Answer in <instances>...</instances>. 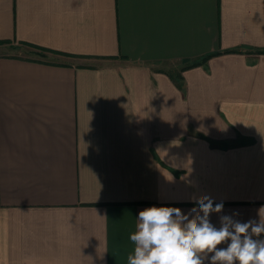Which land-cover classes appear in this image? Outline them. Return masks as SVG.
Masks as SVG:
<instances>
[{
    "label": "crops",
    "instance_id": "crops-1",
    "mask_svg": "<svg viewBox=\"0 0 264 264\" xmlns=\"http://www.w3.org/2000/svg\"><path fill=\"white\" fill-rule=\"evenodd\" d=\"M202 196L264 208V0H0V264H127Z\"/></svg>",
    "mask_w": 264,
    "mask_h": 264
},
{
    "label": "clouds",
    "instance_id": "clouds-1",
    "mask_svg": "<svg viewBox=\"0 0 264 264\" xmlns=\"http://www.w3.org/2000/svg\"><path fill=\"white\" fill-rule=\"evenodd\" d=\"M222 210L223 204L214 206L208 196L196 199L187 214L176 207L141 210L130 235L134 247L127 264H264V239L259 238L264 234V208L258 222L221 215L217 228L210 215ZM223 243L227 247H218Z\"/></svg>",
    "mask_w": 264,
    "mask_h": 264
},
{
    "label": "trees",
    "instance_id": "trees-1",
    "mask_svg": "<svg viewBox=\"0 0 264 264\" xmlns=\"http://www.w3.org/2000/svg\"><path fill=\"white\" fill-rule=\"evenodd\" d=\"M214 55H215V54H211V55L205 57L203 60H207L209 57H212V56H214ZM198 64H199V63H198Z\"/></svg>",
    "mask_w": 264,
    "mask_h": 264
},
{
    "label": "rangeland",
    "instance_id": "rangeland-1",
    "mask_svg": "<svg viewBox=\"0 0 264 264\" xmlns=\"http://www.w3.org/2000/svg\"><path fill=\"white\" fill-rule=\"evenodd\" d=\"M41 53V52H40ZM38 54V53H37ZM39 55V54H38Z\"/></svg>",
    "mask_w": 264,
    "mask_h": 264
}]
</instances>
